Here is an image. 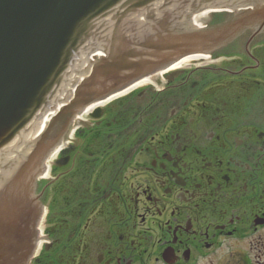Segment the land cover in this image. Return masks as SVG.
I'll use <instances>...</instances> for the list:
<instances>
[{
    "label": "flooded vegetation",
    "instance_id": "flooded-vegetation-1",
    "mask_svg": "<svg viewBox=\"0 0 264 264\" xmlns=\"http://www.w3.org/2000/svg\"><path fill=\"white\" fill-rule=\"evenodd\" d=\"M216 17L230 15L206 24ZM253 34L76 116L35 184L28 264H264V30Z\"/></svg>",
    "mask_w": 264,
    "mask_h": 264
},
{
    "label": "water",
    "instance_id": "water-1",
    "mask_svg": "<svg viewBox=\"0 0 264 264\" xmlns=\"http://www.w3.org/2000/svg\"><path fill=\"white\" fill-rule=\"evenodd\" d=\"M221 2L234 12L224 23L190 24ZM253 27L264 28V0H0V264H27L35 181L77 113Z\"/></svg>",
    "mask_w": 264,
    "mask_h": 264
},
{
    "label": "bare ground",
    "instance_id": "bare-ground-1",
    "mask_svg": "<svg viewBox=\"0 0 264 264\" xmlns=\"http://www.w3.org/2000/svg\"><path fill=\"white\" fill-rule=\"evenodd\" d=\"M207 56H203V55H196V56H189L186 58L181 59L175 66V68H177L178 66H183V64H185L186 62L192 61V60H207Z\"/></svg>",
    "mask_w": 264,
    "mask_h": 264
},
{
    "label": "rangeland",
    "instance_id": "rangeland-1",
    "mask_svg": "<svg viewBox=\"0 0 264 264\" xmlns=\"http://www.w3.org/2000/svg\"><path fill=\"white\" fill-rule=\"evenodd\" d=\"M257 44H264V42H257Z\"/></svg>",
    "mask_w": 264,
    "mask_h": 264
}]
</instances>
